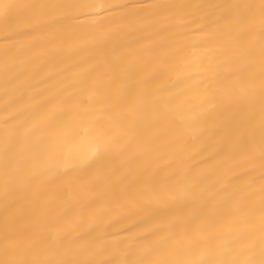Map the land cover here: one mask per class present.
I'll return each instance as SVG.
<instances>
[{
    "label": "snow or ice",
    "instance_id": "obj_1",
    "mask_svg": "<svg viewBox=\"0 0 264 264\" xmlns=\"http://www.w3.org/2000/svg\"><path fill=\"white\" fill-rule=\"evenodd\" d=\"M0 264H264V0H0Z\"/></svg>",
    "mask_w": 264,
    "mask_h": 264
},
{
    "label": "bare ground",
    "instance_id": "obj_2",
    "mask_svg": "<svg viewBox=\"0 0 264 264\" xmlns=\"http://www.w3.org/2000/svg\"><path fill=\"white\" fill-rule=\"evenodd\" d=\"M114 2H121V3H127V2H131V0H114ZM135 2H151V0H135Z\"/></svg>",
    "mask_w": 264,
    "mask_h": 264
}]
</instances>
